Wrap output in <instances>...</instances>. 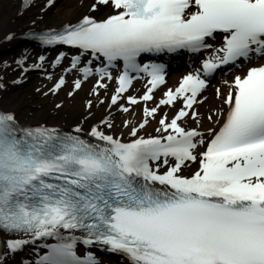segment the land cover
<instances>
[{"label":"snow or ice","instance_id":"snow-or-ice-1","mask_svg":"<svg viewBox=\"0 0 264 264\" xmlns=\"http://www.w3.org/2000/svg\"><path fill=\"white\" fill-rule=\"evenodd\" d=\"M37 7L26 36L56 48L53 66L68 60L48 92L74 71L69 97L93 78L89 95L105 104L101 91L115 87L93 124L87 99L67 130L0 107V264H101L95 249L123 264H264V0H92L47 29L37 24L56 0H21L18 14ZM183 55L191 70L153 102L162 61ZM46 59L25 49L4 61L0 71L20 79L0 74V92ZM244 65L215 87L219 105L197 110L218 73ZM144 77L143 93L130 92ZM137 103L141 117L133 111L116 134L114 113Z\"/></svg>","mask_w":264,"mask_h":264},{"label":"bare ground","instance_id":"bare-ground-1","mask_svg":"<svg viewBox=\"0 0 264 264\" xmlns=\"http://www.w3.org/2000/svg\"><path fill=\"white\" fill-rule=\"evenodd\" d=\"M41 2V0H37V3ZM92 2V0H91ZM90 2V3H91ZM89 5V4H88ZM21 11V0H4L0 6V54L1 57L4 58V61H8L10 64L14 62V60L19 59L21 52L25 49H28L31 56L34 58L39 55H45L46 61L44 63V67H46L47 71L52 70L55 66H53V62L49 59L51 57L52 52H48L47 50H37V44L35 42H23L20 40V36L26 34V32L32 27V21L36 18V14L39 11V8H34L30 12H26L23 16L19 15L18 13ZM88 11V6L85 9L77 11V13L73 14L70 13L66 15V17L62 18H53L50 20L47 16L44 17L43 22H38L37 27L47 29L49 26L56 27L57 25L61 24L65 19L71 17L78 16L82 13H86ZM109 9H105V13H107ZM77 14V15H76ZM47 18V19H46ZM10 31H16L19 33V38L15 41L8 42L6 41V36ZM49 49V48H46ZM35 50V51H34ZM54 53V59L58 55V51L56 50ZM75 54V53H73ZM3 61V62H4ZM38 62V61H37ZM181 71V70H180ZM187 71L183 70L180 73H175L172 75H165V88H170L174 85H177L180 77L185 74ZM237 72L243 73L242 70L232 71V73L222 76L215 84L212 86L209 85L207 87L208 92L205 94L207 97L205 102H202L201 105L198 106V111L202 113H206L209 108H212L216 105L220 104V100H218L215 96V87L220 84L222 79L231 80L232 77L237 74ZM0 74H5L8 77V80L11 82L14 80V76L16 72H12L11 70L3 73L0 71ZM16 80V79H15ZM18 80V79H17ZM28 78L24 80L27 81ZM20 84H10L8 92H0V107L12 109L19 112L21 119L30 124H39L41 122H45L49 124V126H57L63 127L65 130L69 129L70 127H74L77 121L73 120H57L55 118L50 117L49 115H45L37 111V97L35 94L28 95L25 97L15 98L12 93L13 89ZM147 85V84H146ZM156 90V89H155ZM222 92L226 91L225 89H221ZM105 113H102V115ZM80 121V120H79ZM89 124V123H88ZM91 125V124H89ZM211 126V123L208 120H204L201 128H207ZM116 134L119 133H127V129L121 128L120 130H113ZM152 130H147V127L143 130L142 134H149L152 133ZM125 139H128L127 135H125ZM196 166H193L190 170L185 171V173H191ZM120 257V256H118Z\"/></svg>","mask_w":264,"mask_h":264},{"label":"rangeland","instance_id":"rangeland-1","mask_svg":"<svg viewBox=\"0 0 264 264\" xmlns=\"http://www.w3.org/2000/svg\"><path fill=\"white\" fill-rule=\"evenodd\" d=\"M4 0H0V6L3 3ZM91 0H56V7L51 8L48 11V17L50 20L53 18H62L66 17V15H69L70 13L74 14L77 13V11L87 8L88 4H90ZM77 15V14H76ZM46 18V19H47ZM35 51V50H34ZM3 57V56H2ZM1 57L0 54V65H2L4 58ZM53 56H51L52 59ZM49 59V60H51ZM68 64L63 66L56 67L55 71L51 72V78L47 76L46 68L44 70H38V71H30L27 74L28 80L20 84L19 86H16L13 89L12 95L15 98H22L28 95L35 94L37 97L36 103H37V111L40 113H43L45 115H49L52 118H55L57 120H73V121H79L82 120L85 113V101L87 99H93V111L94 115L91 117V119L88 121L89 124H93L98 117L102 115L105 109V105L108 102V96H110V88L113 86V82L108 83L107 90H102L101 95L105 99V104H96L95 98L89 95V92L92 87V82H94L93 78H90L91 80L88 82H85L82 84V87L76 91L73 96L69 97L67 93L72 90V83L74 79L77 77V73L74 71L71 74H66L65 77H67L66 83L57 91L55 92H48V89L53 85V83L56 81L57 77L62 74V70L64 67H67ZM14 78L20 79V73L16 72ZM165 88L161 86L159 88V91L156 95H154L153 102L160 98ZM141 91L143 93V90H138L136 87H133L130 89V92H134L137 95L141 94ZM44 93H47L46 95ZM63 101V105L61 108L57 109L56 105ZM151 103L149 106H151ZM201 105V104H200ZM135 112L136 119H139L141 117V104L138 103L133 107L132 110H130L129 115L126 117L125 114L121 112L114 113L115 116V128L116 130H120L123 128L122 122L125 118H131V113ZM160 111H163V107L160 109ZM174 109L169 108L168 112L169 115L172 114ZM205 119H201V125ZM191 123V121H189ZM156 125L155 120H151L149 126L147 127V130H153V128ZM200 125V126H201ZM107 264H113L110 261L106 262Z\"/></svg>","mask_w":264,"mask_h":264}]
</instances>
